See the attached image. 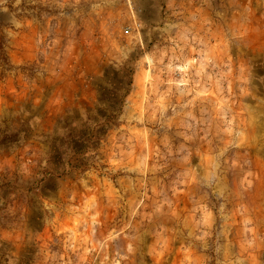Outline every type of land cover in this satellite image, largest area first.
I'll use <instances>...</instances> for the list:
<instances>
[{
	"label": "rangeland",
	"instance_id": "374dc122",
	"mask_svg": "<svg viewBox=\"0 0 264 264\" xmlns=\"http://www.w3.org/2000/svg\"><path fill=\"white\" fill-rule=\"evenodd\" d=\"M0 264H264V0H0Z\"/></svg>",
	"mask_w": 264,
	"mask_h": 264
}]
</instances>
